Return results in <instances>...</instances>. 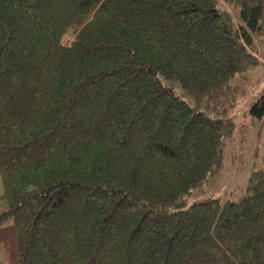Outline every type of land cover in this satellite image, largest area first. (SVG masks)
Segmentation results:
<instances>
[{"label":"trees","instance_id":"16d2710c","mask_svg":"<svg viewBox=\"0 0 264 264\" xmlns=\"http://www.w3.org/2000/svg\"><path fill=\"white\" fill-rule=\"evenodd\" d=\"M257 36L264 0H0L7 264H264V156L239 200L189 203Z\"/></svg>","mask_w":264,"mask_h":264},{"label":"rangeland","instance_id":"374dc122","mask_svg":"<svg viewBox=\"0 0 264 264\" xmlns=\"http://www.w3.org/2000/svg\"><path fill=\"white\" fill-rule=\"evenodd\" d=\"M74 38L68 33L64 42ZM262 63L248 70L247 78L235 80L238 86L233 107L230 103L211 105L213 111L228 112L236 123L235 138L225 148L224 164L220 173L213 178L206 190L194 195L189 203L220 198L239 200L249 192V178L263 166L264 126L261 121L251 119L252 103L264 95V48L261 38L256 37ZM4 185L0 175V212L9 208L8 200L2 196ZM0 264H7L6 254L0 247Z\"/></svg>","mask_w":264,"mask_h":264}]
</instances>
